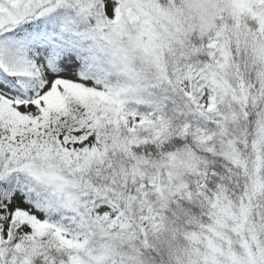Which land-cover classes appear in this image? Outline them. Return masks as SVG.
<instances>
[{"label": "snow or ice", "instance_id": "1", "mask_svg": "<svg viewBox=\"0 0 264 264\" xmlns=\"http://www.w3.org/2000/svg\"><path fill=\"white\" fill-rule=\"evenodd\" d=\"M0 264H264V0H0Z\"/></svg>", "mask_w": 264, "mask_h": 264}]
</instances>
